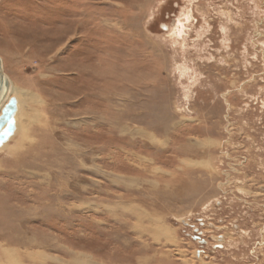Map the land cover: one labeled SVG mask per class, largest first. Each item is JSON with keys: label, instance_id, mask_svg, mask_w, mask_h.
Wrapping results in <instances>:
<instances>
[{"label": "rangeland", "instance_id": "374dc122", "mask_svg": "<svg viewBox=\"0 0 264 264\" xmlns=\"http://www.w3.org/2000/svg\"><path fill=\"white\" fill-rule=\"evenodd\" d=\"M0 59V264H264V0H0Z\"/></svg>", "mask_w": 264, "mask_h": 264}, {"label": "water", "instance_id": "95a60500", "mask_svg": "<svg viewBox=\"0 0 264 264\" xmlns=\"http://www.w3.org/2000/svg\"><path fill=\"white\" fill-rule=\"evenodd\" d=\"M10 81L7 75L3 71L2 60L0 59V126H3L8 120L10 114L14 111V105L12 103L6 104L4 102L9 94ZM13 125L9 122L3 133L0 134V141H4L8 135L12 132Z\"/></svg>", "mask_w": 264, "mask_h": 264}, {"label": "bare ground", "instance_id": "6f19581e", "mask_svg": "<svg viewBox=\"0 0 264 264\" xmlns=\"http://www.w3.org/2000/svg\"><path fill=\"white\" fill-rule=\"evenodd\" d=\"M3 65V64H2ZM4 71V70H3ZM5 73V72H4ZM14 91V88H13V86H12V84L10 83V90H9V94H8V96H7V98H6V101L4 102V105H3V107L7 104V102L11 99V95H12V92ZM15 110H16V107L14 108V111L10 114V116H9V118H8V120L6 121V123L3 125V126H0V134L1 133H3L4 132V130H5V128H6V126L8 125V123L9 122H12V125H13V129H12V132L14 131V129L16 128V126H15V123L14 122H16L15 121ZM17 118V117H16ZM26 120V119H25ZM18 128V127H17ZM11 132V133H12ZM14 135V134H13ZM9 136V135H8ZM7 136V137H8ZM10 139V138H9ZM1 144V143H0ZM2 148V147H1Z\"/></svg>", "mask_w": 264, "mask_h": 264}]
</instances>
